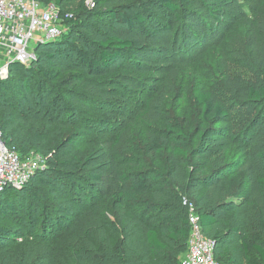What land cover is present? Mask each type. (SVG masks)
<instances>
[{"label": "trees", "instance_id": "1", "mask_svg": "<svg viewBox=\"0 0 264 264\" xmlns=\"http://www.w3.org/2000/svg\"><path fill=\"white\" fill-rule=\"evenodd\" d=\"M87 1L53 0L65 31L35 45L28 65L13 62L0 78L2 140L20 155L33 152L47 161L20 188L0 191V218L15 217L14 224L0 225V264H180L189 235L184 201L198 214L218 264H264V148L229 182L234 163L216 139L242 137L246 146L264 110L231 134L228 100L194 88L191 120L165 118L167 144L151 130L145 142L130 134L127 148L145 163L131 155L113 162L101 149L73 150L76 136L87 133L81 125L104 124L88 112L112 108L126 100L125 90L152 82L174 59L173 50L223 34L239 0ZM167 30L172 48L159 39ZM243 47L247 77L238 85L232 80L230 88L239 101L264 106V45L252 36ZM52 119L71 126L70 133L39 128L40 120ZM132 120L144 123L145 112ZM154 156L162 168L151 162ZM21 229L30 238L17 244Z\"/></svg>", "mask_w": 264, "mask_h": 264}, {"label": "rangeland", "instance_id": "2", "mask_svg": "<svg viewBox=\"0 0 264 264\" xmlns=\"http://www.w3.org/2000/svg\"><path fill=\"white\" fill-rule=\"evenodd\" d=\"M40 2L43 6H48L53 0H40ZM158 35L161 43L167 48L174 46L173 32L167 30ZM252 36L258 43L264 45V0H239L231 26L223 34L217 35L200 47L189 45L178 50L170 49L174 51L171 56V59L173 57L174 59L169 65L159 68L153 75L152 82L141 86L137 84L138 87L121 92L123 99L126 100H116L112 108L88 112L86 115L99 116L104 120V124L91 130L81 125L87 133L76 136L73 143L74 152L84 155L101 149L113 162L125 160V157L131 155L141 157L138 161L145 163V158H142L141 154L127 148L126 141L130 134L134 133L138 140L145 142L148 139V131L151 130L154 136L160 137L167 144L171 136L161 135L165 118L174 115L184 121L191 120L188 106L192 103L194 88L211 89L228 100L229 114L225 121L228 120L227 122L230 123V133L245 130L253 117L264 110V106H251L239 101L235 89L230 87L232 80L238 85L247 77V58L243 45ZM176 46L179 47L178 44ZM141 112H145V122L134 124L132 117ZM31 117L35 118L34 115ZM147 124H151V127H147ZM38 126L51 132L62 130L68 134L71 131V126L58 127L55 119H52L50 124L40 120ZM116 132L120 133L117 141ZM216 139H220L221 146L227 149V161L234 163V167L225 176L229 182H232L237 176L243 175L242 164L245 159L251 156L259 160L258 152L264 148V120L256 126L255 134L246 146L242 137L229 140L225 135H220ZM31 157L34 159L37 156L32 152ZM260 161L264 163V156ZM44 162H47L45 158ZM151 162L160 168L163 167L159 156H154ZM106 177L110 178V175L107 174ZM14 219L13 216L0 218V225L14 224ZM18 233L17 244H20L25 237L30 238L28 237L30 234L25 229H21ZM250 254L256 256L253 250Z\"/></svg>", "mask_w": 264, "mask_h": 264}, {"label": "built area", "instance_id": "3", "mask_svg": "<svg viewBox=\"0 0 264 264\" xmlns=\"http://www.w3.org/2000/svg\"><path fill=\"white\" fill-rule=\"evenodd\" d=\"M64 31L53 3L43 6L40 0H0V78L7 77L8 66L13 62L28 65L35 58V45L55 40ZM31 153L20 155L2 140L0 131V191L5 185L20 188L45 165L42 155L36 154L33 159ZM184 204L189 208V235L180 264H218L213 242L203 234L193 205L186 201Z\"/></svg>", "mask_w": 264, "mask_h": 264}]
</instances>
